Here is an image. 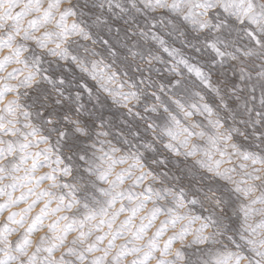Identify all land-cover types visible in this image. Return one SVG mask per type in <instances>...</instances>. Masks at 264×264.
<instances>
[{
    "label": "snow or ice",
    "instance_id": "1",
    "mask_svg": "<svg viewBox=\"0 0 264 264\" xmlns=\"http://www.w3.org/2000/svg\"><path fill=\"white\" fill-rule=\"evenodd\" d=\"M0 52V264H264V0H0Z\"/></svg>",
    "mask_w": 264,
    "mask_h": 264
},
{
    "label": "rangeland",
    "instance_id": "2",
    "mask_svg": "<svg viewBox=\"0 0 264 264\" xmlns=\"http://www.w3.org/2000/svg\"><path fill=\"white\" fill-rule=\"evenodd\" d=\"M4 51H7V50L5 49ZM2 54H3V52H0V55H2Z\"/></svg>",
    "mask_w": 264,
    "mask_h": 264
}]
</instances>
